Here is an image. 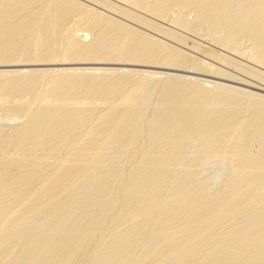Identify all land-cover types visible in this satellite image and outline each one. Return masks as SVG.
Instances as JSON below:
<instances>
[{"label":"bare ground","instance_id":"1","mask_svg":"<svg viewBox=\"0 0 264 264\" xmlns=\"http://www.w3.org/2000/svg\"><path fill=\"white\" fill-rule=\"evenodd\" d=\"M203 41L264 82V0H0V264H264V96L153 71Z\"/></svg>","mask_w":264,"mask_h":264},{"label":"rangeland","instance_id":"2","mask_svg":"<svg viewBox=\"0 0 264 264\" xmlns=\"http://www.w3.org/2000/svg\"><path fill=\"white\" fill-rule=\"evenodd\" d=\"M84 3H86V4H89V5H91L92 7L94 6V8H96V9H100V11H103V12H107V14L108 15H111V16H114V17H116L117 15L116 14H114L113 13V11L111 12L110 10L109 11H107V9H105L104 8V6H102V5H99V4H97V3H94V1H85ZM94 3V4H93ZM97 5V6H96ZM103 7V8H102ZM112 13V14H111ZM114 14V15H113ZM117 18H118V16H117ZM205 43V44H204ZM203 44L206 46V48H207V50H209V52H210V54H212V56L210 55V54H208L207 55V53L206 52H204V53H200V52H196L194 49L193 50H191L190 49V47H188V48H184L186 51H191V52H189L188 51V53H190V54H192V55H194L195 57H198V58H202L203 59V61L205 62H207V63H211L212 64V62H213V64H212V66L214 65V69H217V67H219L220 69H222V70H226L228 73L229 72H231V73H229L230 74V77H229V75L228 76H226V75H222V74H216V73H214V72H212V74H211V72H209L208 70H206L207 72H208V75H207V72H205L204 73V71H191V70H188L189 72H185L186 74H184L183 72H176V71H174L173 72V70L172 71H170V70H166V69H162V70H160L159 68H153L154 70L153 71H156V72H158V71H160V72H163L164 71V73H174V74H183V75H188V76H195V77H197V78H199V79H202V80H208V81H212V82H217L218 81V83H220V84H225V85H231V87L232 86H234V87H237V88H242L243 90L244 89H246V90H248V91H251V92H256V94L257 93H262L261 95L262 96H264V82L263 81H261L260 82V80L258 79V78H255V77H251V75H249V74H247V73H242L241 71H239V70H234L233 68H231V66H228L227 67V65H225V64H223L222 63V65H221V62H219V61H217V59L215 58V56H213V53H220V50L218 49V48H216V47H214V46H210L209 44H207L206 42H204L203 41ZM183 48V47H182ZM188 49V50H187ZM211 49H213V50H211ZM206 50V51H207ZM213 53H212V52ZM196 53V54H195ZM200 53V54H199ZM205 53H206V57H212V59L213 58H215V59H213V61H212V59L211 58H206L205 57ZM204 56H203V55ZM200 55V56H199ZM210 55V56H209ZM216 60V61H215ZM215 61V62H214ZM220 64V65H219ZM226 67H225V66ZM86 66H88V65H86ZM91 67H94V66H97V65H90ZM217 66V67H216ZM82 67H85V66H82ZM231 69H230V68ZM19 68H22V67H18V69ZM27 68V67H26ZM224 68V69H223ZM140 69H143V70H152V69H149V68H140ZM210 73V74H209ZM213 73H214V75H213ZM215 74H216V76L217 77H215ZM231 74H232V76L235 74L236 76L237 75H239V76H237L238 77V79H237V77H235V75H234V78H236L235 80H233L234 78L231 76ZM246 75V76H245ZM229 77V78H228ZM240 77V78H239ZM247 77V78H246ZM251 77V78H250ZM230 79V80H229ZM242 79H244V80H242ZM257 79V80H256ZM238 80V81H237ZM240 81V82H239ZM251 84H253L254 86H252V85H250L248 82ZM251 81V82H250ZM227 82V83H226ZM241 82H243V83H241ZM247 83L249 84V85H247ZM255 83H257V85L255 84ZM259 85V86H258ZM263 85V86H262ZM255 86H258V87H255ZM261 87V88H260ZM259 94V95H260Z\"/></svg>","mask_w":264,"mask_h":264}]
</instances>
